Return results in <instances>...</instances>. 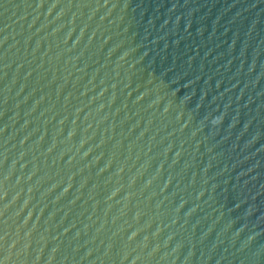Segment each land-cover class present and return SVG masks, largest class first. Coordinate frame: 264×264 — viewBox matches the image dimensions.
<instances>
[{"label": "water", "instance_id": "95a60500", "mask_svg": "<svg viewBox=\"0 0 264 264\" xmlns=\"http://www.w3.org/2000/svg\"><path fill=\"white\" fill-rule=\"evenodd\" d=\"M0 264H264V0H0Z\"/></svg>", "mask_w": 264, "mask_h": 264}]
</instances>
